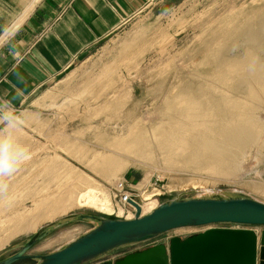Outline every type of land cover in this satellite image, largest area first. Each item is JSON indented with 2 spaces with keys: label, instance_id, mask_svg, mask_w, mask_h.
Wrapping results in <instances>:
<instances>
[{
  "label": "rangeland",
  "instance_id": "1",
  "mask_svg": "<svg viewBox=\"0 0 264 264\" xmlns=\"http://www.w3.org/2000/svg\"><path fill=\"white\" fill-rule=\"evenodd\" d=\"M255 8L263 12L264 0H148L137 16L87 51L45 92L16 108L0 104V239L20 227L8 221L11 216L26 212L27 217L40 202L61 197L68 188L76 200L86 186L80 176L91 177L111 199L125 179L165 187L163 200L218 188L264 201V47L241 39L247 27L233 37L231 31L225 41L218 28L230 18L236 23L244 18L249 26ZM197 105L203 116L188 118ZM131 131L146 139L139 151L111 145L131 139ZM208 144L220 149L222 170L184 163L189 155L203 162ZM64 147L78 154L69 155ZM210 152L218 153L216 148ZM101 154L121 156L127 165L102 176L90 167ZM72 212L103 215L76 203L65 213ZM91 226L87 221L63 225L32 252L51 251ZM37 229L9 238L0 259L20 250ZM204 229L172 232L136 251ZM254 230L260 236L264 226ZM70 231L72 236L44 248Z\"/></svg>",
  "mask_w": 264,
  "mask_h": 264
},
{
  "label": "water",
  "instance_id": "2",
  "mask_svg": "<svg viewBox=\"0 0 264 264\" xmlns=\"http://www.w3.org/2000/svg\"><path fill=\"white\" fill-rule=\"evenodd\" d=\"M131 203L138 211L133 218L81 212L59 216L41 225L20 250L0 259V264L21 260H35L36 264H96L121 249L148 244L172 232L215 225L226 232L210 243L193 241L202 232L186 239L174 236L167 243L131 252L105 264H264V231L260 237L254 230L264 226L263 200L237 191L204 188L192 195L181 193L166 198L146 214H141L139 204ZM79 221L92 226L51 251L32 252L52 231Z\"/></svg>",
  "mask_w": 264,
  "mask_h": 264
},
{
  "label": "crops",
  "instance_id": "3",
  "mask_svg": "<svg viewBox=\"0 0 264 264\" xmlns=\"http://www.w3.org/2000/svg\"><path fill=\"white\" fill-rule=\"evenodd\" d=\"M147 2L0 0L1 106L16 108L45 92L87 51L137 16ZM138 246L100 261L123 258Z\"/></svg>",
  "mask_w": 264,
  "mask_h": 264
},
{
  "label": "bare ground",
  "instance_id": "4",
  "mask_svg": "<svg viewBox=\"0 0 264 264\" xmlns=\"http://www.w3.org/2000/svg\"><path fill=\"white\" fill-rule=\"evenodd\" d=\"M254 10H255L256 15L252 16L253 21L249 26H247L249 24L247 22L248 20H243L244 18L241 20V23L240 22L236 23V21H234L233 18H230L229 20L224 21L225 23H221L218 25V28H220L219 36L223 37L224 41H225V38L228 36V34L231 31H235L234 34L233 33L231 34V36L233 37L234 35H237L238 33H240L245 27H247V29H245L246 31L244 32V35H242L241 39H245V42L249 41L251 43L250 46H254V47L255 46L262 47L263 46L264 47V11L263 12L259 11L257 8H255ZM241 39H240V42H241ZM228 41H229V39H228ZM223 45L224 44H221L220 46H223ZM248 52H250V51H248ZM225 53H226V51H225ZM250 59L253 60L255 58L253 56V58L250 57ZM234 62L238 63V61H234ZM233 66L235 67L234 64H233ZM221 77L223 79L229 80L228 76H225V74H223V76H221ZM188 116H189L188 118H193L196 116L197 117L203 116L202 106L199 107L197 105L196 110H195V114H191ZM204 124H205V126L203 125L202 129H204V131L205 130L208 131L210 128L209 124L208 123H204ZM238 127H239V125H236L234 128H238ZM242 127H243V125H242ZM195 128H198V125ZM234 131H235V129H234ZM136 134H137V131L134 133H133V131H131V133L128 135V136H131V139H128V141H124V139H117L111 145L118 148V149H121L124 147L126 150L133 149L131 152H137L140 150L139 147L141 148L142 142L146 139L144 138L143 135H141L142 133L141 134L139 133L138 135H136ZM178 145H177V147H179ZM175 147H176V145H175ZM210 147L216 148L218 153L217 152L211 153L210 149H212V148H210ZM203 148L206 149V152H205L206 153V156H205L206 159L203 160V162L199 161L197 158H194V157L192 158L189 155V157L183 159L184 163L186 165L191 164V163L193 165L194 164H196V165H203V164L208 165L210 167V169L214 172H219L220 170H222L221 167L223 165H225V160H221L220 156L218 155L221 153L220 149H218L217 147H213L211 144L205 145ZM63 150L67 154L72 155V156H75L78 154V153L77 154L74 153L72 148H69V147H67V148L64 147ZM145 153H146V151H145ZM79 158L81 160H83L81 157H79ZM121 158H122L121 156L114 157L113 155L101 154V156L98 155L97 159L94 161V163H92L90 165V167H93L94 170L97 171V173H99L100 175L105 176V174L108 172H111L113 170L115 171L118 168L124 167L126 162L124 163V161H122ZM189 166H191V165H189ZM225 170H226V168H225ZM79 181L84 182V185H86V186L83 190H81L77 194L76 200L73 198L74 189L68 188L66 193H63L64 194L63 196L61 195V197L59 196L53 200H49L47 203L45 201L40 202V204L44 205L41 211H40V208L42 206H40V204H39V206L36 208V211H29L28 210L29 213H28L27 217L24 216L26 214V212L11 216L10 217L11 220L8 219V221H13L16 225H19L20 227L15 232H12L8 236H6L5 238L0 239V248L3 247L8 242L9 238L13 237L15 234L20 233V232H24V231H28V230H35V229H37V227L40 224L43 223V221H45L47 219L54 220L53 216L57 213H63V215H64V213L67 212V210H69L70 207L73 205V203H76V205H78V206L93 207V208L97 209L98 211L102 212V214H104V215H112L113 214L112 212L114 211V206H113V202H112L110 193L102 187L93 185L91 181L95 182V180H92L91 177L86 176L83 178L82 176H80ZM88 183H90V185H88ZM194 188H196V187L194 186ZM160 191H162V190H159L158 192H160ZM156 196H158V194H156ZM151 199H153V200L151 202H147L144 205V207L141 209L143 214H146V213H149L150 211H152L153 210L152 207L156 205L157 199L154 197H152ZM118 210H119L120 214L123 212L122 207H119ZM65 214H67V213H65ZM128 218H130V217H128ZM238 228H241V227H238ZM224 232H226V229L222 230V229H219L218 227L210 226V227L205 228L202 231L201 236L196 237V239L193 241L195 243L197 241H203L204 243H210L213 241V239L219 238L220 234H223ZM73 233H74L73 231H70V232L61 234V236H59V238H56L55 240L51 239L50 241H48L44 245V248L50 247L51 245H54L55 243L59 242L60 240L64 239L65 237L72 236ZM260 237H259V239H260ZM193 241H191V242H193ZM191 242H189L190 244L186 245L188 250L191 247Z\"/></svg>",
  "mask_w": 264,
  "mask_h": 264
},
{
  "label": "built area",
  "instance_id": "5",
  "mask_svg": "<svg viewBox=\"0 0 264 264\" xmlns=\"http://www.w3.org/2000/svg\"><path fill=\"white\" fill-rule=\"evenodd\" d=\"M159 190H162L158 192ZM165 187H151L148 183L142 182L138 185L129 184L125 179L117 183L112 192V202L114 211L111 217L120 218H133L137 214V207L131 203V201L139 204L141 209L147 202H151L152 197L157 199L156 205L152 208H156L160 201L163 200V196L166 194ZM162 193V194H161ZM158 194V196H156ZM151 199V200H150ZM122 207L123 212L120 214L118 208ZM141 214H143L141 210Z\"/></svg>",
  "mask_w": 264,
  "mask_h": 264
},
{
  "label": "clouds",
  "instance_id": "6",
  "mask_svg": "<svg viewBox=\"0 0 264 264\" xmlns=\"http://www.w3.org/2000/svg\"><path fill=\"white\" fill-rule=\"evenodd\" d=\"M10 162H5V166H8Z\"/></svg>",
  "mask_w": 264,
  "mask_h": 264
},
{
  "label": "trees",
  "instance_id": "7",
  "mask_svg": "<svg viewBox=\"0 0 264 264\" xmlns=\"http://www.w3.org/2000/svg\"><path fill=\"white\" fill-rule=\"evenodd\" d=\"M23 260H21V261H19V262H22ZM19 262H17V263H19Z\"/></svg>",
  "mask_w": 264,
  "mask_h": 264
}]
</instances>
